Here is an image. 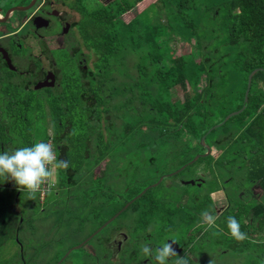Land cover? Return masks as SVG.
I'll list each match as a JSON object with an SVG mask.
<instances>
[{
  "label": "trees",
  "instance_id": "obj_1",
  "mask_svg": "<svg viewBox=\"0 0 264 264\" xmlns=\"http://www.w3.org/2000/svg\"><path fill=\"white\" fill-rule=\"evenodd\" d=\"M84 2L77 0L76 5L84 12L85 39L91 42L97 57L93 75L82 83L66 74L61 87L47 90L42 96L16 81L2 86L0 152L46 142L51 136L58 159L68 161L67 171H75L76 181L109 157V177L114 184L118 179L114 175L121 170L120 159L133 165L119 155H111L127 137L129 141L135 135L151 132L153 141L157 137L158 142L166 144L172 141H167L169 136L179 140L186 134L187 143L201 142L214 125L242 109L248 75L254 69H262L253 78L246 109L229 120H240L242 129H231L228 121L210 132L207 143L212 150L222 148L228 155L219 166L243 168L239 163L247 161L257 171L253 176L261 180L264 189V152L248 145L252 136H258L257 143L264 144V131L256 129L264 125V94L259 90L264 89V0H159L141 12L137 11L136 0H108L92 11ZM153 5L164 9V20L161 16L153 21L146 13ZM174 25L189 28L188 40L191 43L195 39L196 43L190 52L167 58L163 54L174 40ZM201 76L206 84L199 91ZM177 90L185 92L184 100L174 98ZM247 117L251 120L242 124ZM219 134L222 137L218 138ZM248 151L258 152L260 157L250 160ZM191 160L192 156L185 164ZM151 165L154 167L153 162ZM129 171V177L134 175L133 170ZM64 181L59 178L60 183ZM137 181L135 176L123 193H134L131 187ZM0 182L4 180L0 178ZM111 189L116 190L113 185ZM113 191L109 217L119 210L116 204L120 201ZM242 208L253 219V225L258 221V227L239 222L240 229L264 230V204ZM205 209L216 214L212 200ZM240 213L244 212L239 208L231 214ZM16 222L3 219L0 228L9 224L13 230ZM259 259L261 264L262 252Z\"/></svg>",
  "mask_w": 264,
  "mask_h": 264
},
{
  "label": "flooded vegetation",
  "instance_id": "obj_2",
  "mask_svg": "<svg viewBox=\"0 0 264 264\" xmlns=\"http://www.w3.org/2000/svg\"><path fill=\"white\" fill-rule=\"evenodd\" d=\"M32 1L18 0L16 4L12 1L11 3L8 2L9 5L6 0H0V89L5 84L11 85L16 81L26 89L45 93L47 90L61 87L64 77L63 67L68 74L74 75L82 83L88 81L89 77L93 75L95 53L90 43L85 39L87 32L83 28V24L85 25L84 12L80 11L76 4H71V1L74 0H37L32 9L26 12V15L16 16L17 11L11 13L10 16L8 15L14 7H26ZM75 15L81 17L75 18ZM65 50H70L68 52L70 57H65L63 60L59 53ZM8 58L15 69L10 66ZM259 90L264 94L263 88H259ZM146 140H149L148 135ZM152 153V151H144L142 154L144 158L153 162L155 158H153ZM218 153L220 154L217 150L214 154ZM162 155L167 160L172 159L169 158L168 152L162 153ZM183 156L182 151L176 155V159L183 160L186 158ZM110 165L111 162L107 157L93 168L88 176L79 181L74 178L76 176L75 171L62 172L59 170L56 176V184L51 192H45L43 195L37 193L35 200H29L27 192L18 191L13 181L0 182V221L4 219L5 214L9 217L18 216L19 222L13 231L17 234L22 232L24 243L43 242L37 247H32L34 251L30 255L31 262L29 264H43L45 262V258L41 255L42 248L46 245L45 240L50 239L49 233L41 234L30 221L43 218L50 219L49 213L53 211L60 213L59 221L68 222V227L75 235H84L78 246L85 245L78 250L85 249L86 251L80 254L78 259L75 258V264H156L155 260L146 258L143 255L142 246L147 244L152 248H157L168 239H174L177 242L173 247L178 255L186 257L190 264H239L242 260H248L247 256L252 254L251 264H260L259 255H261V252L263 259L261 264H264L263 229L241 230L247 234V239L238 242L231 237L229 230L225 228L229 216L235 217L238 221L237 216L229 212L226 213L231 207L228 205L230 197H233L235 193L241 194L242 200L240 203L242 206L264 204V199H259V195L263 194L264 196L263 185L260 182L261 180L254 178L253 173L257 171L253 166L248 169L245 168L247 169L245 176L248 179L245 182H248L250 188L245 190L244 186L238 185L236 190L228 193L224 190L226 188L224 186L218 190L217 197L222 192L221 198L219 197L220 201L215 197L214 200L210 199L216 211V214L213 215L218 217L216 225L221 223L220 229L211 231L210 228H207V225L201 226L202 216L196 214L190 216L193 219H190L189 222L196 224L197 228L183 231L186 232V236L182 235V237L176 239L173 234H180L178 231H167L164 228L165 224L169 222V215L164 218L158 216L159 220H156L153 218L154 215L149 216L150 219H148L147 215L141 217L140 214H137L134 221L135 229L133 230L121 225L106 230V227L112 221L103 230L96 233L108 221L106 218L102 219L109 212L112 201L111 180L109 177ZM175 170L163 172L161 175L163 176L162 182L170 177H175L172 176ZM160 177L154 182H157ZM59 178H63L65 181L60 183ZM145 178L148 179L145 182H151V178L147 173ZM202 180L203 178H198L196 185L201 184ZM230 181H233V178L225 179L224 184H228ZM141 183L142 180H138L136 188L133 190L136 191ZM242 183L244 184V182ZM148 184H143L144 188L140 189L132 198L126 200L123 208L129 201L140 195L148 187ZM148 192H150V189L146 191V193ZM243 195L245 196L243 197ZM116 196L119 201H125L121 195L116 194ZM165 200L164 198L152 197L149 202L157 212L162 208L163 210L168 207L172 209L174 204L170 205ZM224 204H227V206H224ZM218 205L220 208H217ZM204 206L200 207V211H203ZM81 207L83 212L79 215L78 210ZM96 218L102 220L100 225L95 230L87 231L88 223ZM25 221L30 225H26L21 229ZM59 221H56L55 224ZM243 223L246 226L254 227L255 225V227H258V221L254 222L253 225V219L247 215L243 217ZM159 227L160 229H155ZM209 237L214 238L209 240ZM38 249L41 253L36 254L35 250ZM78 250L75 249L62 264ZM68 251L70 250L66 252L68 253ZM66 252L61 255L58 262L67 254ZM21 253H23V250ZM175 259V257L172 258V260ZM169 264H171V261ZM244 264H250V262Z\"/></svg>",
  "mask_w": 264,
  "mask_h": 264
},
{
  "label": "rangeland",
  "instance_id": "obj_3",
  "mask_svg": "<svg viewBox=\"0 0 264 264\" xmlns=\"http://www.w3.org/2000/svg\"><path fill=\"white\" fill-rule=\"evenodd\" d=\"M12 1L16 2L18 0H8V1L6 0L7 4L9 5ZM75 1L77 2V0H74L73 4H76ZM106 1L108 0H86L85 5L87 6V9L89 11H92L94 9L99 8ZM136 1H137V6H136L137 11L141 12L147 7H149L152 3H155L159 0H136ZM157 3H160V2H157ZM71 4H72V1H71ZM163 10H160L158 5H153L151 7L150 12H146V13L149 14V16L151 17L153 21L158 20L159 17L161 16L163 17V20H164L165 14H163L164 12ZM22 14L26 15V12H16V16L22 15ZM77 17L80 18L81 16L75 15V18ZM155 17H157V19ZM84 26L85 25L83 24L84 31H87V28H85ZM174 27L177 29V32H175V35H174V40L170 41L167 44V47L164 50L165 53L163 54L167 58L180 57L184 53L190 52L196 43L195 39H193L191 43L188 40L190 36L189 28L187 27L180 28L177 25H174ZM89 43L91 45V42ZM193 50L194 52L196 51V49H193ZM68 52H70V50H65V51L60 52L59 55H61L62 59L64 60L65 57H70L68 56ZM157 58H160V57H157ZM157 58L154 57L153 59L156 60ZM96 59L97 57L94 55L93 61H95ZM130 64L132 65L131 61H130ZM62 73L64 74V76L68 74L66 72V69H64V67L62 69ZM133 73L136 74L137 73L136 70H134ZM118 79H122V77L118 76ZM201 81L202 82L200 84L201 87L199 91L202 90L206 84L204 76H201ZM35 93L38 96L44 95L43 91L35 92ZM184 95H185V92L177 90L174 98L184 100ZM250 120H251L250 117H247L246 119L242 120L243 122L242 124ZM238 122H241V121L233 119V121H229L227 123V126L230 127L231 129L232 128L237 129L240 126ZM221 124H218L220 125L219 127L224 125V124L222 125ZM239 128L241 130L242 126H240ZM256 129H259V131H264V125L257 126ZM210 131L211 129L208 132L209 134H210ZM219 132H221V130L214 132V133L216 134ZM214 133H212L210 137H212ZM150 134L151 132L148 133V136ZM204 136L202 137L201 142L191 140L189 143H187V141L189 140V137L186 134H184L183 137L179 138V140H177V138H173V136H169V138H167V141L169 140H172V141L167 142L166 144L158 142L157 137L155 138V141H153L152 137L150 136H149V140H146L147 134H143L140 137L135 135L133 140H131L130 138L129 141L127 140V138L129 137H127L125 142L122 143L120 149L115 150L111 155L113 158H117L119 155L120 158H122L123 160H126V159L129 160L133 165L132 167H130L126 161H122L120 159L121 170L118 172V174L114 175L118 179L114 180V184H111V186L113 185V187L116 190L113 191V189H111V192L113 191V192H116V194L121 195L125 201L132 198L136 193L140 191V189L144 188L145 186H143V184L145 185V183L146 184L150 183V184H148V187H146L140 195L143 196L144 195L143 193L149 189H150V192L146 193L144 197L141 196L142 198L140 197L141 198L140 200L132 204L119 218H116L115 222L113 221L108 227H106V230L113 229L115 226L117 227L118 225L129 227L131 230L135 229L134 221L136 220L137 214H140L141 217L147 215L148 219H150L149 216L154 215L153 218L156 220H159L158 216H161L162 218H164L166 215H169L170 217L169 222L165 224L164 228L167 231H178L180 234L178 233L173 234V236L177 239V237H182V235L186 236V232L184 233L183 231L193 230L197 228L196 224H194L193 222H189L190 219H193V217H190V216L196 215V214H202L203 212L207 211L204 205H206L210 199L214 200V197H215L218 201H220L219 197L221 198L222 192L219 194V197H217L219 189L225 186L226 188H224V190L230 193L231 191L236 190L238 185L244 186L245 190L246 188H250V185L248 184V182H245L248 180L247 177L245 176V172L249 168L248 162L247 161L240 162L239 166H242L243 168H236L237 170L231 169L227 166H221V165L219 166V163L223 164V162H226V160L228 159V155L226 156L225 151L222 148H220L218 150L220 154L219 153L214 154L217 151V149H215L213 150L212 154L206 157L208 152L203 143ZM219 137H222V135L219 134L218 138ZM257 137L258 136H252V138H248V141H249L248 145H250V147H252V149L254 150L257 149L259 151L264 152V144L257 143L258 142ZM174 142H176L178 145H176V143ZM190 143L191 145H189ZM190 146H193V149H192L193 151L191 150ZM144 151L153 152L152 153L153 158H155L153 161L154 167L151 165L152 161H147V158H144L142 154ZM182 151L184 153L183 157L184 158L186 157V158L183 160H181L180 158L176 159V155H178V153ZM166 152H168V156L170 155L169 158H172V159H169V160H167V158L165 159L162 153H166ZM239 154H237V156ZM194 155L196 156L193 157ZM201 155L202 156L204 155V156L196 161L197 157ZM191 156L193 160L185 164V160L187 158H190ZM210 156H213L216 160L215 161L210 160L209 159L211 158ZM246 156L247 157L250 156L249 157L250 160L254 159L255 156L260 157L258 155V152L251 153L250 151L246 153ZM192 162H195V163L191 164ZM210 164H212V166ZM186 166L188 167L185 170H183ZM155 167H156V170L154 171ZM130 169L133 170L132 173L134 175H130L129 177V173H131L129 171ZM174 169L176 170L174 171V173H172V176L174 175L175 177H170L162 182L161 179L163 178V176L161 175L163 174V172L166 173ZM142 173L144 174L147 173L151 178V182H148V181L145 182L148 179H146L145 177L142 178ZM175 174H178V175L176 176ZM135 176L138 180H142L141 185L136 189L134 193H131V192L123 193V190L127 187L126 184L131 183V181L133 180ZM158 177H160V179L157 182H154L155 180H157ZM198 178L200 179L203 178L202 180L203 182L201 184L200 183L197 185L189 184V182L196 181ZM229 178H233V181H230L228 184H224L225 183L224 180L229 179ZM184 182H185V185H184ZM242 182H244V184ZM131 188L135 189L136 184L133 185ZM140 195H138L133 200L129 201L126 205L132 203ZM244 196L245 195H243V197ZM152 197L157 198V199L164 198L166 199L165 201L167 203H170V205L174 204V206L172 207V209H169L168 207L163 210L162 208L157 212L155 210V207L151 206V203L149 202V199H151ZM259 199H264L263 194L259 195ZM241 200H242L241 194L235 193L233 197L232 196L230 197V203L228 205L231 206L230 207L231 213L238 211L239 208L241 211L244 212V213H240V215L238 214L237 216V218H239L238 221L243 223V217L245 216L246 209L242 208V204L240 203ZM116 206H117V209L121 211V209L123 208L122 201L118 202ZM203 206H204L203 211L202 210L200 211V207H203ZM224 206H227V204H224ZM217 208H220V206L218 205ZM82 212H83V208L81 207L78 210V214L81 215ZM111 214H112L111 212H108L107 214L104 215L102 220H104L105 218L112 219V217L116 215L115 214L112 217H109ZM49 215H50V219H44V218L36 219L34 221H30V223L33 224L34 228L36 230H39L41 234L49 233L50 235V239L45 240L46 245L45 246L42 245L43 246L42 253L39 252V249H40L39 248L38 250H35L36 254L41 253L43 258H45V262H43V264H56L59 258L61 257V255H63L67 250H71L72 248L78 246V244L81 242V239L84 237V235H78V234L75 235V233H73L70 227H68V224H67L68 222L66 223L65 221H59L60 220L59 212L53 211L52 213L50 212ZM184 217L186 218L184 219ZM17 218L18 216L14 217V220H16ZM4 219H9L13 222V218L9 217L6 214L4 215ZM102 220H100L99 218H96L94 221L88 223L87 231L95 230L100 225ZM185 220L186 222H184ZM56 221H59V222L55 224ZM26 225L28 226L30 224L25 221L21 229H23V227H25ZM220 225L221 223H218L217 227L210 228V230L212 231L213 229H220ZM12 227L13 225L11 226V228ZM160 227L155 228V229H160ZM225 228L228 229V227H225ZM9 229H10L9 224H6L5 227L2 229L0 228V264H29L31 262L30 255H32V251H34L32 247L33 246L37 247L41 245L43 242H38V243L32 242V244L30 243L25 244L22 232H19L17 234L15 233V231H13L14 229L13 230L10 229V231ZM213 238L214 237H209V240H213ZM22 250L24 254L21 253ZM85 251H86L85 249L75 251L73 255L70 258H68L63 264H75L74 263L75 258L78 259V256ZM250 256H247L248 260H242L240 261L239 264H244L246 262L249 263L253 254Z\"/></svg>",
  "mask_w": 264,
  "mask_h": 264
},
{
  "label": "clouds",
  "instance_id": "obj_4",
  "mask_svg": "<svg viewBox=\"0 0 264 264\" xmlns=\"http://www.w3.org/2000/svg\"><path fill=\"white\" fill-rule=\"evenodd\" d=\"M69 168L67 160L58 159L53 145L45 142H36L30 147H20L14 151L0 152V178L14 181L17 190L27 192L29 200H35L37 193L51 192L56 184V176L59 170ZM202 225L207 228L217 227L216 215L205 211L201 214ZM227 227L232 238L238 242L247 239V234L242 232L240 224L235 217L229 216ZM174 239H168L159 247L152 248L149 245L142 246V253L146 258L155 260L156 264H190L186 257H180L173 245ZM175 257V260L172 258Z\"/></svg>",
  "mask_w": 264,
  "mask_h": 264
},
{
  "label": "water",
  "instance_id": "obj_5",
  "mask_svg": "<svg viewBox=\"0 0 264 264\" xmlns=\"http://www.w3.org/2000/svg\"><path fill=\"white\" fill-rule=\"evenodd\" d=\"M36 1L37 0H33L32 2H31V4L30 5H28V6H26V7H14L13 9H11V11L9 12V16H10V14L11 13H13V12H15V11H17V12H27V11H30L31 9H32V7L35 5V3H36ZM8 62L10 63V66L13 68V69H15L12 65H11V61H10V59L8 58ZM260 71H262V69H255V70H253L248 76V86H247V91H246V93H245V99H244V106L242 107V109H240L239 111H236V112H232V113H230L226 118H225V120L223 121V123L222 124H224V123H226L227 121H229L231 118H233V117H235V116H238V115H240L241 113H243L244 112V110L246 109V104L248 103V101H249V94H250V90H251V87H252V82H253V78H254V76L257 74V73H259ZM41 88V87H40ZM39 88V89H40ZM221 124V125H222ZM220 125H217V126H213L212 128H211V131L215 128V127H219ZM210 131V132H211ZM209 134V133H208ZM208 134H206L205 136H204V138H203V143H204V146L206 147V150H207V155H206V157L207 156H209L210 154H211V152H212V149H211V147L209 146V145H207V138H208ZM204 156V155H203ZM202 155L201 156H198L197 157V159H196V161L197 160H199L201 157H203ZM195 161V162H196ZM195 162H192L191 164H194ZM188 166H186L183 170H185L186 168H187ZM179 174V173H178ZM176 175V174H175ZM189 184H193V185H196V181H191V182H189ZM146 193V191L143 193V194H145ZM142 195H140L137 199H135L132 203H130V204H128V205H126L121 211H119L115 216H113L112 217V219H108V221L103 225V226H101L99 229H98V231L96 232V233H98L99 231H101V230H103L110 222H112V221H114L119 215H121L126 209H128L136 200H138L140 197H141ZM85 244H83V245H80V246H78V247H76L75 249H81L83 246H84ZM75 249H72V250H70V251H68V253L57 263V264H61L68 256H70L71 255V253L75 250Z\"/></svg>",
  "mask_w": 264,
  "mask_h": 264
},
{
  "label": "crops",
  "instance_id": "obj_6",
  "mask_svg": "<svg viewBox=\"0 0 264 264\" xmlns=\"http://www.w3.org/2000/svg\"><path fill=\"white\" fill-rule=\"evenodd\" d=\"M50 140L52 141V137L50 136L49 138H48V140L45 142V143H49L50 142ZM51 144L53 145V141L51 142ZM54 149V148H53ZM55 151V150H54ZM124 213V212H123ZM122 213V214H123ZM14 217H16V216H14ZM14 217H12L13 218V222L12 223H15L16 221V223H18L19 222V220H18V218L16 219V220H14ZM0 224H2V220L0 221ZM17 225V224H16ZM1 226V225H0ZM52 226V225H51ZM51 226H50V228H51ZM58 263V262H57ZM56 263V264H57ZM62 264V263H61Z\"/></svg>",
  "mask_w": 264,
  "mask_h": 264
},
{
  "label": "built area",
  "instance_id": "obj_7",
  "mask_svg": "<svg viewBox=\"0 0 264 264\" xmlns=\"http://www.w3.org/2000/svg\"><path fill=\"white\" fill-rule=\"evenodd\" d=\"M51 142H52V141L50 140V142H49V143L51 144Z\"/></svg>",
  "mask_w": 264,
  "mask_h": 264
}]
</instances>
